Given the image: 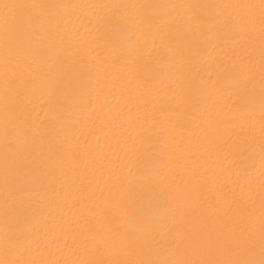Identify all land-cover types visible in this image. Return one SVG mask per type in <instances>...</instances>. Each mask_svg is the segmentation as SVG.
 Listing matches in <instances>:
<instances>
[{"label": "bare ground", "instance_id": "bare-ground-1", "mask_svg": "<svg viewBox=\"0 0 264 264\" xmlns=\"http://www.w3.org/2000/svg\"><path fill=\"white\" fill-rule=\"evenodd\" d=\"M0 264H264V0H0Z\"/></svg>", "mask_w": 264, "mask_h": 264}]
</instances>
